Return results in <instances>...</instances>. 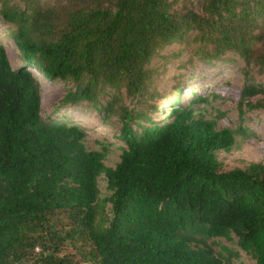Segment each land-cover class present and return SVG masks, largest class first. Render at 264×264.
I'll list each match as a JSON object with an SVG mask.
<instances>
[{
	"label": "trees",
	"instance_id": "16d2710c",
	"mask_svg": "<svg viewBox=\"0 0 264 264\" xmlns=\"http://www.w3.org/2000/svg\"><path fill=\"white\" fill-rule=\"evenodd\" d=\"M197 2L0 0L22 56L12 66L0 43V264H231L235 251L209 243L229 235L264 264V163L221 169L216 153L232 148L234 134L204 118L207 95L182 102L178 82L168 113L147 101L151 60L179 44L190 64L239 59V109L264 110V82L252 74L264 73V0ZM31 65L70 84L62 106L91 105L106 127L114 117L112 142L87 149L89 127L65 113L42 116ZM113 143L119 160L105 166ZM100 176L110 191L105 226Z\"/></svg>",
	"mask_w": 264,
	"mask_h": 264
},
{
	"label": "rangeland",
	"instance_id": "374dc122",
	"mask_svg": "<svg viewBox=\"0 0 264 264\" xmlns=\"http://www.w3.org/2000/svg\"><path fill=\"white\" fill-rule=\"evenodd\" d=\"M193 9L198 10L197 0H192ZM0 43L5 48L12 66L21 59L20 52L16 49L10 30L0 19ZM179 44H172L160 51L151 60V65L156 72L152 76V82L148 87L147 101L150 104H160L163 113H168L171 104L178 94L173 88L178 83V90L183 101H188L194 96L205 97L207 102L199 103L204 118L214 119L218 128L227 127L233 131L234 144L229 151H218L216 153L220 167L223 171L232 168H244L251 162L264 163V110H247L243 106L241 111L238 106L241 91L245 84L243 63L237 59L235 62H214L212 64L193 59L188 63V51L179 50ZM175 53V56L173 54ZM29 70L40 84L41 92V115L46 117H58L65 113L74 121L89 127L85 138L87 149L100 150L102 145L112 142L113 134L119 129L114 117L110 119V127L102 126L103 115L91 105L86 103L75 106H62L65 93L70 84H59L43 77L35 66ZM256 79L264 82V73L257 69L252 70ZM122 93L121 95H124ZM215 95V96H213ZM110 96L101 95L100 100L105 103ZM260 96L254 97L253 102ZM126 102L129 99L125 98ZM161 114H156L160 118ZM120 143L109 145L103 163L105 166L113 167L119 160L121 153ZM99 196L97 199V221L99 226H105L110 214V203L108 197L110 191L106 188L103 176L98 178ZM216 252L226 255L229 250L232 254L231 264H255L254 260L237 246L234 235L219 237L209 242ZM65 250L73 251L70 245L64 246Z\"/></svg>",
	"mask_w": 264,
	"mask_h": 264
}]
</instances>
